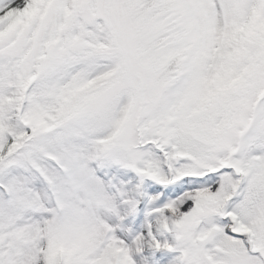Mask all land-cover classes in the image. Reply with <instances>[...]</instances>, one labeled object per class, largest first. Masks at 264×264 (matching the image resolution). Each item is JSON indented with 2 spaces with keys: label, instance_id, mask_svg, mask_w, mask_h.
Returning a JSON list of instances; mask_svg holds the SVG:
<instances>
[{
  "label": "snow or ice",
  "instance_id": "obj_1",
  "mask_svg": "<svg viewBox=\"0 0 264 264\" xmlns=\"http://www.w3.org/2000/svg\"><path fill=\"white\" fill-rule=\"evenodd\" d=\"M0 264H264V0H0Z\"/></svg>",
  "mask_w": 264,
  "mask_h": 264
}]
</instances>
